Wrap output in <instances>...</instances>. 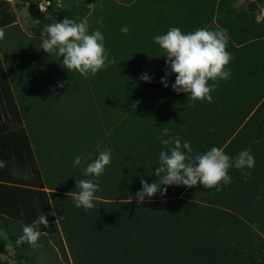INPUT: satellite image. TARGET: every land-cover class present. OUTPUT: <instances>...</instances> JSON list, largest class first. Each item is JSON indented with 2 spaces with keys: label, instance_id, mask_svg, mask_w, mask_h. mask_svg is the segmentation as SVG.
<instances>
[{
  "label": "trees",
  "instance_id": "16d2710c",
  "mask_svg": "<svg viewBox=\"0 0 264 264\" xmlns=\"http://www.w3.org/2000/svg\"><path fill=\"white\" fill-rule=\"evenodd\" d=\"M255 1L261 9L264 0ZM249 2L53 0L57 16L30 33L0 7V83L12 86L23 121L0 132L7 163L0 169V252L9 244L15 264H264V13L249 11ZM28 9L39 10L36 3ZM65 18H87L89 34L102 33L116 63L85 77L43 52L44 25ZM172 27L227 30L231 77L219 81L213 103L193 106L187 93L173 91L174 73L169 87L162 84L170 69L154 37ZM165 127L191 143L193 157L218 147L235 159L247 149L255 167L244 170L248 177L233 167L227 186H166L165 195L141 204V179L159 180L154 173L166 149L156 137ZM105 149L112 153L106 174L85 176ZM78 179L100 187L92 210L67 195L78 191ZM52 211L38 247L17 245L25 225Z\"/></svg>",
  "mask_w": 264,
  "mask_h": 264
},
{
  "label": "clouds",
  "instance_id": "9594fccd",
  "mask_svg": "<svg viewBox=\"0 0 264 264\" xmlns=\"http://www.w3.org/2000/svg\"><path fill=\"white\" fill-rule=\"evenodd\" d=\"M48 4L50 6L49 0ZM102 22V20L97 21V23ZM121 32L127 35L129 29L123 27ZM5 35V31L0 28V40L4 39ZM154 41L165 51L170 69V72L162 78V84L166 88L169 87L168 76L174 73L175 83L171 85L173 91L177 94L187 93L193 106L195 102L213 103L214 98L211 93L216 90L219 81L226 82L231 77L230 68L226 66L234 56L226 50L229 43L227 30L210 31L207 28H200L185 34L179 28L172 27L166 34L155 36ZM41 48L50 56L62 57L63 67L68 71H79L85 77L89 74L94 76L116 63L114 57L109 59L102 33L96 30L89 34L87 18L79 23L75 19L65 18L63 21L45 24ZM141 79L150 82L147 74ZM209 81L212 83L209 84ZM59 86L63 87V84ZM156 139L166 150L159 153V167L154 173L159 180L151 184L144 179L140 181L142 190L136 193V200L141 204L146 198L151 199L157 194L165 195L166 186L193 188L202 185L212 189L218 187L221 182L227 186L232 183L229 172L233 167L241 170L246 177L250 176V173L244 170L255 167V158L247 149L239 152L235 159L225 154L223 148L218 147H212L207 152L193 157L194 150L191 143L185 141L182 144L180 138L172 137L166 127ZM81 160V156L75 157L74 165H80ZM111 160L110 149L100 151L98 157L87 164L85 176L98 179L105 175ZM6 166L7 163L0 160V169ZM76 189L78 191L67 193L68 196L73 197L75 207H82L85 211L94 209V202L98 199L95 194L100 190L99 185L93 179H78ZM48 215L55 216L56 213L54 211L44 213L31 225H25L23 234L16 241L17 245L27 243L33 248L38 247L42 235L40 226H49Z\"/></svg>",
  "mask_w": 264,
  "mask_h": 264
},
{
  "label": "rangeland",
  "instance_id": "374dc122",
  "mask_svg": "<svg viewBox=\"0 0 264 264\" xmlns=\"http://www.w3.org/2000/svg\"><path fill=\"white\" fill-rule=\"evenodd\" d=\"M37 0H0V7L3 9L6 18H12L17 21V25L27 33H30L31 26H34L40 21L55 18V11L41 12L38 10L36 13H31L28 9L30 3H36ZM260 9V8H259ZM261 13L263 9H260ZM49 17V18H48ZM13 249L8 244L5 251L0 252V259L5 260L8 264H15L13 261Z\"/></svg>",
  "mask_w": 264,
  "mask_h": 264
},
{
  "label": "crops",
  "instance_id": "0c3cea01",
  "mask_svg": "<svg viewBox=\"0 0 264 264\" xmlns=\"http://www.w3.org/2000/svg\"><path fill=\"white\" fill-rule=\"evenodd\" d=\"M261 9H263L262 13H264V5ZM12 121H19L20 124L23 122L17 99L13 88L9 83H0V132L6 131L8 129V124Z\"/></svg>",
  "mask_w": 264,
  "mask_h": 264
},
{
  "label": "built area",
  "instance_id": "2783aa9c",
  "mask_svg": "<svg viewBox=\"0 0 264 264\" xmlns=\"http://www.w3.org/2000/svg\"><path fill=\"white\" fill-rule=\"evenodd\" d=\"M53 0H49L50 4ZM36 4L38 5L39 11L41 12H45V11H50L49 10V4H48V0H37ZM43 6V7H41Z\"/></svg>",
  "mask_w": 264,
  "mask_h": 264
},
{
  "label": "water",
  "instance_id": "95a60500",
  "mask_svg": "<svg viewBox=\"0 0 264 264\" xmlns=\"http://www.w3.org/2000/svg\"><path fill=\"white\" fill-rule=\"evenodd\" d=\"M259 8V5L256 3V1L252 0L249 2L248 10L249 11H255Z\"/></svg>",
  "mask_w": 264,
  "mask_h": 264
}]
</instances>
